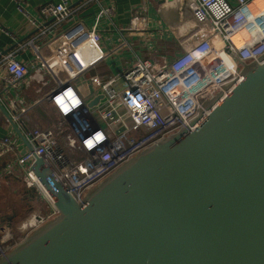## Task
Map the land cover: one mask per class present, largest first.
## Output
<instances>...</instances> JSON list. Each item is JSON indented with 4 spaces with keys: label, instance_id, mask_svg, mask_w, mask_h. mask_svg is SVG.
<instances>
[{
    "label": "water",
    "instance_id": "obj_1",
    "mask_svg": "<svg viewBox=\"0 0 264 264\" xmlns=\"http://www.w3.org/2000/svg\"><path fill=\"white\" fill-rule=\"evenodd\" d=\"M241 64L242 83L195 130L141 151L82 202L35 155L56 215L0 264H264V55Z\"/></svg>",
    "mask_w": 264,
    "mask_h": 264
},
{
    "label": "built area",
    "instance_id": "obj_2",
    "mask_svg": "<svg viewBox=\"0 0 264 264\" xmlns=\"http://www.w3.org/2000/svg\"><path fill=\"white\" fill-rule=\"evenodd\" d=\"M13 1L24 9L25 0ZM166 4L184 8L180 9L185 13L180 23L181 51L160 60L139 58L125 72L106 81L91 77L89 83L103 90L104 101L90 109L76 83L87 84L85 73L106 56L97 29L79 21L57 34L49 43L52 60L43 58L40 63L42 71L55 81L43 100L52 104L57 121L50 128L28 130L25 137L31 149L5 166L0 183L3 173L16 174L53 207L48 191L30 170L38 155L49 162L65 188L82 202L92 188L141 151L181 129L195 130L242 83L241 63L264 55V0H164ZM41 13L62 21L69 16V9L66 1L47 3ZM241 32L248 33L242 47L233 39ZM87 45L91 50L81 59L78 54ZM3 62L5 80L13 86L40 70L17 60L12 53ZM55 68L62 70L66 78L61 79ZM39 76L33 78L42 86L49 83ZM219 93L221 97L209 106ZM65 107L69 109L67 115ZM12 118L20 121L19 114ZM97 131L105 137L99 143L94 139ZM90 138L95 145L91 150L86 146ZM3 143L12 148L10 140ZM55 215L53 207L46 217H32L31 229ZM10 237L5 231L0 257L15 246L8 241Z\"/></svg>",
    "mask_w": 264,
    "mask_h": 264
},
{
    "label": "crops",
    "instance_id": "obj_3",
    "mask_svg": "<svg viewBox=\"0 0 264 264\" xmlns=\"http://www.w3.org/2000/svg\"><path fill=\"white\" fill-rule=\"evenodd\" d=\"M63 1H66L69 9V16L65 20L58 21L41 13L43 5ZM162 1L25 0L24 9L20 10L13 0H0V170L24 155V151L27 150L26 142L10 123L5 111L11 117L15 114L20 115V121L15 123L23 135L35 127H53L55 122H52V119L58 118L52 104L43 100L55 85V81L51 74L42 71L40 64L43 58L52 60L49 43L57 34L79 21H83L91 29H97V39L106 56L85 73L84 78L88 80V85L79 82L76 83V87L87 103L103 96L98 102L101 103L104 101V92L89 83L91 77L98 76L106 81L125 72L139 58L160 60L171 58L181 51L180 23L185 13H181L180 9L184 8L167 4L165 6ZM90 50L91 47L87 45L78 55L82 59ZM10 53L29 67L38 66L39 73L33 71V74L27 75L15 86L8 84L5 80L7 72L3 59ZM55 71L58 72L56 68ZM33 75H40V79L44 76L49 83L42 86ZM5 140L11 141V149L5 147L3 143ZM20 179L18 175H7L3 180L18 182ZM24 187L31 197L40 196L25 183ZM13 191L17 192V189ZM37 204L38 207L27 208V216L25 215L20 223L22 226L28 219L52 211V205L44 199ZM41 208L47 211L41 213Z\"/></svg>",
    "mask_w": 264,
    "mask_h": 264
},
{
    "label": "rangeland",
    "instance_id": "obj_4",
    "mask_svg": "<svg viewBox=\"0 0 264 264\" xmlns=\"http://www.w3.org/2000/svg\"><path fill=\"white\" fill-rule=\"evenodd\" d=\"M99 37L100 39L102 38L101 33H99ZM58 74L61 79L66 78L65 73L62 70H58ZM52 120V122L57 121L55 117ZM20 180L21 181L18 182H14L12 180L5 182L3 180L0 183V240L3 239V235L5 234V231H7L9 235H11L8 241L15 245L32 231V218L28 219L27 222L23 224V226L20 224L21 221L27 216V208L29 206L38 207V201L41 202L42 199H44V201L46 200L39 193L36 194L40 196L33 195V197H31L25 190L23 183L24 180ZM13 189H17V192H14ZM41 209V213L47 211V209ZM14 215L16 216L13 217Z\"/></svg>",
    "mask_w": 264,
    "mask_h": 264
},
{
    "label": "clouds",
    "instance_id": "obj_5",
    "mask_svg": "<svg viewBox=\"0 0 264 264\" xmlns=\"http://www.w3.org/2000/svg\"><path fill=\"white\" fill-rule=\"evenodd\" d=\"M252 18H253V16L250 15V16H249V19H252ZM233 39L235 40V42H236V44H237L238 46H241V47H242V46L244 45L245 40L248 39V33H247V32H241V33H238L235 37H233ZM196 55L199 56L200 53H196ZM228 67H229V68H234V65H229ZM69 94H72V93H71V90H69ZM68 111H69V109L66 108V107L63 109V112H64L65 115H67ZM94 139H95V141H96L97 143H99V142H102V141L105 139V137L103 136V134H102L101 132L97 131V132L94 134ZM86 146H87V148H88L89 150H91V149L95 146L94 143H93V139H91V138L88 139V140L86 141Z\"/></svg>",
    "mask_w": 264,
    "mask_h": 264
},
{
    "label": "trees",
    "instance_id": "obj_6",
    "mask_svg": "<svg viewBox=\"0 0 264 264\" xmlns=\"http://www.w3.org/2000/svg\"><path fill=\"white\" fill-rule=\"evenodd\" d=\"M4 168H5V166L2 167V169L0 170V173L3 172ZM7 175L17 176L16 174H7V173H3V175H2V181H3V179H4ZM21 179H22V178H21ZM29 189H30V188H29ZM32 190H34V189H32ZM34 191H36V190H34ZM49 212H50V211H48V212L45 213V214H41V215H37V216H39V217H46V216L48 215Z\"/></svg>",
    "mask_w": 264,
    "mask_h": 264
}]
</instances>
